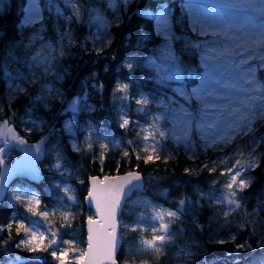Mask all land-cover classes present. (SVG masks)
<instances>
[{
  "label": "trees",
  "instance_id": "trees-1",
  "mask_svg": "<svg viewBox=\"0 0 264 264\" xmlns=\"http://www.w3.org/2000/svg\"><path fill=\"white\" fill-rule=\"evenodd\" d=\"M41 1L42 20L23 28H18V25L26 15L29 0H6L0 7V63L6 62L13 76L17 72L30 75L23 58L34 55L37 47L34 45L27 51L12 48L14 54L21 58V62L17 63L5 60L11 45L22 39L27 43L26 38L43 26L45 40H50L55 48L58 37L56 29L64 30L65 21L57 19L48 0ZM161 2L173 9L171 25L175 35L198 39L191 31L190 17L181 10L182 0H133L127 13L122 4H117L116 12H113L101 0L95 6L102 9L106 19L113 21L107 35L111 44H96V47H104L102 53L97 55L91 43H88L87 50L80 46V42L96 30L95 27L89 28L85 14L83 20L77 22L73 19L70 24L75 46H67L65 42V55L54 53L55 71L62 79L41 76L36 83L24 85L26 93H13L0 75V129L6 130L4 121H7V127H11L29 143H38L43 137L47 138L44 160L39 164L43 170V180L38 184L18 180L14 186H27L36 191L40 197L41 210L49 213L45 221L54 231H58L60 240L76 241L85 253L87 222L89 217H94L93 209L85 202L89 180L96 176L103 178L136 171L142 175L144 183L131 194L119 216V264H207L213 258L237 262L245 259L251 251L264 246V139L254 148L259 167L242 174L241 178H247L249 186L236 193L235 198L240 201V207L230 210L231 206L226 202L217 203L216 198L224 197L229 191L225 188L229 182L226 169L237 158L242 163L249 158V153L253 152V136H264V123L257 121L254 134L243 139L237 137L228 144L221 143L216 149L208 148L205 151L197 146L194 157L192 151H186L182 145L176 146L167 141V150H157L160 159L144 161L143 157L150 154L152 148L144 137L148 135L149 125L158 111L153 100L171 91L161 88L157 80L150 78L153 69L146 66L147 59L162 50L163 38L155 34L154 20L133 13L137 9L156 11V6ZM63 9L65 15L72 14L64 5ZM117 15L122 19L118 26L115 22ZM182 43L183 40L173 42L177 52ZM126 60L133 62L131 71L126 67ZM182 60L194 73L203 72L198 55H183ZM45 82H51L54 88L63 92V103L55 98L48 99L46 103H32V97L41 94L40 89ZM12 83L21 81L14 80ZM123 84L128 85L126 91L120 90ZM183 84L191 89L199 84V79L195 75H185ZM141 94L150 100L149 104L143 106L144 111H139L142 106L136 103ZM10 96L15 98L10 100ZM76 96H86L87 99L80 103L79 112L73 113L67 110V102ZM125 96L127 99H123ZM29 111L31 115L27 114ZM122 116L129 120L126 127L120 126L123 123ZM29 120L37 121V127H33L31 132L26 131L30 127ZM69 126L71 131L68 130ZM73 143L80 148L79 151L73 148ZM146 148L148 151H145ZM11 152L14 155L9 158V162L19 156L16 150ZM169 152L172 157L166 159ZM239 152L243 153L242 157L237 156ZM57 154L62 165L60 171L53 167L57 163ZM213 166L216 170L210 172L208 169ZM222 172L225 174L221 175ZM55 182L75 186L78 202L72 212L63 209L59 202L58 195H61L62 187ZM14 197L12 190L9 191L0 207V264H9V258L14 260L16 257L24 264H58L59 261L51 256L52 248L48 244L41 247H46V251L40 248L29 251L23 245L16 247L21 240H26L24 229L30 227L34 212L28 210L27 200L17 201ZM181 199L185 200L182 211L179 210ZM159 209L177 212L178 219L173 217L174 220L168 223V233L173 239L163 247L157 245L160 247L158 253L154 248L146 247L143 240L152 238V215ZM225 211H229L227 217L223 215ZM65 213H71L67 220ZM138 217L143 218V223L136 231H130L126 225L135 224ZM21 224L23 228L18 234L17 226ZM156 234H160L159 230ZM6 240L8 243L4 245ZM240 244L244 247L238 249L237 245Z\"/></svg>",
  "mask_w": 264,
  "mask_h": 264
},
{
  "label": "snow or ice",
  "instance_id": "snow-or-ice-1",
  "mask_svg": "<svg viewBox=\"0 0 264 264\" xmlns=\"http://www.w3.org/2000/svg\"><path fill=\"white\" fill-rule=\"evenodd\" d=\"M6 0H0V7ZM65 8L70 9L71 15H65V11L60 7L57 0H49L50 9H54L57 19H63L65 21L64 30L60 31L56 29L58 37L56 40V47H53L52 42L46 41L43 35V26L41 29L35 30L31 37L25 40H20L19 43L11 45L6 53L5 60H12L17 63L21 62V58L16 56L12 51V48H23L26 51L31 49L38 41H43L39 44L40 51L36 55L25 56L23 58L24 66L29 70L30 75L25 76L22 73L17 72L15 76L8 69V64L0 63V75L5 79L7 87L13 93L21 92L26 93L25 84H34L37 79L41 76L52 77L54 80L62 79V76L55 71V65L53 61L56 56L52 55L56 52L59 56H64L65 42L67 46H75L76 41L73 36V31L70 27L71 21L75 19L77 22L83 20L84 15L87 14V23L89 28L95 27V32H91L90 35L86 36L81 42L80 46L87 50L88 43L93 45V50L99 55L104 51V47H96L97 42L102 45H110L111 40L107 39L108 29L113 23L109 21L103 15L101 8L95 5L101 0H62ZM107 8L116 12L117 4H122L124 12L127 13L128 6L133 3V0H103ZM261 4H264V0H260ZM181 10L187 13L188 17H191V31L196 34L198 39L193 40L192 38H183L175 35L172 30L171 18L173 15V9L164 2L159 3L156 6V11L151 9L140 10L137 9L134 15H139L146 18H151L155 22V34L163 38V48L159 54H154L153 57H149L146 61V66L153 69V76L150 77L158 81L161 88H165L171 91L172 95L162 94L157 98H154L153 102L156 103V107L159 110L157 115L153 117V123L149 125L150 128H155L156 132H150L144 137L148 140L152 139V148L150 154L143 157L145 162L151 161L154 158L160 159L157 154V146L165 148L167 146L163 143L164 140L170 139L176 146L182 145L186 151H192L193 157L196 155L195 148L197 146L202 147L205 151L208 148L216 149L221 143L228 144L236 140L237 137L243 139L249 134H254L256 129L253 125L259 121L264 123V81L257 78V71L264 70V55H254L249 53L245 58L236 62L232 59L234 51L231 47L225 44H220L218 47L210 46L205 40L199 39L201 37H225L237 41V37L230 36L229 33L232 31V26L226 24L221 18L219 13L208 12L203 8L197 6L195 0H182L180 5ZM222 9L225 14L230 7L229 4H223ZM83 9V11H82ZM26 15L24 19L18 25V28L33 26L40 20L42 16L40 14V7L38 0H29L28 7L25 9ZM117 26L122 22L120 15L115 18ZM246 31V29H245ZM256 36V43L260 44L264 41V23L259 24L254 28ZM183 40L182 47L179 52L173 47L174 41ZM239 47V44H237ZM247 46L244 51L247 52ZM183 55L199 56V66L202 67L203 72H193L189 69L184 61L182 60ZM163 57V59H161ZM255 60L256 64H250L249 62ZM163 63L165 67L160 69L159 65ZM126 67L131 71L133 69V62L131 60L125 61ZM246 66V67H245ZM193 76L199 79V85L187 89L184 87L183 78L184 76ZM14 80H19L21 83H12ZM176 86H173V85ZM102 88L103 86L100 85ZM128 88L127 84L120 86V90L126 91ZM41 94L32 97V103L43 102L50 98L61 100L63 103V92L57 88H54L51 82H45L41 89ZM15 96H10L9 99H14ZM86 96H76L72 100L68 101L67 110L73 113L79 112V105L82 101L86 102ZM127 99V97H123ZM182 99L185 103H180ZM195 100L197 103L193 106L192 101ZM137 104L142 107L139 111H144V105L150 103L148 96L141 94L140 98L136 101ZM31 115L30 111L27 113ZM175 118V119H174ZM123 123L121 127H126L129 124V120L126 116L121 117ZM169 120L172 127L167 130L159 128L158 121ZM30 127L26 131L31 132L33 127H37V121L29 120ZM8 122L4 121L6 132L11 134L9 140L3 129H0V164H3V157L7 150H11V147H24L25 160L22 165L12 170L15 172H27L34 179L38 178V172L35 167V161L39 159L41 154L42 145L45 143L46 137H43L37 144L28 145L27 141L20 137L14 132L11 127H7ZM68 130L71 131L70 126ZM193 130H195L199 137L200 144L197 145L195 139H193ZM147 131V129H145ZM91 132L89 136H91ZM262 137L253 136V152L249 153V158L241 162L240 158L235 159V163L226 169L228 173L229 182L225 185V188L229 191L226 192L224 197L216 198L217 203H227L231 206L230 210L240 207V201L237 200V191H243L249 186L247 178H241L242 174L246 170H254L259 167V159L254 154L255 145L259 143ZM91 148V144L88 145ZM107 147V145H102ZM73 148L79 151L80 148L73 143ZM145 151H148L146 148ZM125 155H128L125 152ZM238 157H242L243 153H237ZM172 153L169 152L166 159L171 158ZM53 167L60 171L62 165L59 162V154H57V163ZM207 168L208 165H205ZM67 170V169H65ZM210 172H214L215 166L208 169ZM188 172V169H185ZM11 174V173H10ZM225 173L222 172L221 175ZM3 179L0 178V195L3 194L4 184ZM122 182L119 185H112L104 189L103 205L101 198L97 195L95 188L96 178L93 177V188L89 191L88 199L90 202L95 200L96 208L101 214H106L107 217L112 221L110 227L111 232L107 233V239L103 246V258L112 259L113 253L118 243L116 236V221L115 214L117 209L120 207L121 198L124 196V185H131L129 191L140 187V185L132 184V181H139V173H129L126 178H119ZM235 186V189H234ZM19 191V190H18ZM30 189H25L24 192L17 194L14 199L17 201L27 200L28 210L35 212L32 204L39 205L40 201L35 195H28ZM63 192L67 194V198L75 200L72 196L70 187H64ZM203 195V194H202ZM211 195L214 196V193ZM180 211L183 210L185 200L179 201ZM40 215L47 217L48 212L40 213ZM71 213H65V220L69 218ZM164 215L168 217H174L178 219V213L175 211H167L165 214L157 213L154 219L161 221L159 231L162 234H156L157 229H153V235L150 240H143V244L154 248L158 253L160 247L165 244H170L173 237L168 233L169 225L163 223ZM225 217L229 215V211L223 213ZM89 223H92V217L88 218ZM143 223V218L138 217L135 224L126 225L130 231H136L137 227ZM10 227V226H9ZM243 228L244 225H239ZM23 228V225L17 226V233ZM28 233L27 240H21L16 247L19 248L21 245L28 247L29 251H36L40 248V242L43 240V233L40 234V242L33 243L37 240L36 232H32L29 229H24ZM55 237V233H52ZM11 238V237H9ZM235 240V237H232ZM93 237L89 236V252L81 253L76 257L79 264L87 259L88 264H96L97 255L93 251L94 245L92 243ZM8 241H4L3 244L7 245ZM56 240L50 242L48 247L55 244ZM70 243V242H68ZM218 243H224V241H218ZM160 247H157V245ZM244 245H237V248H243ZM40 250L46 251L47 248H40ZM68 255L67 249H60L59 255L56 250L51 252V256L59 261V264H65V257ZM38 259V258H37ZM9 264H24V262L16 257L14 260L9 258ZM115 264V261H113Z\"/></svg>",
  "mask_w": 264,
  "mask_h": 264
},
{
  "label": "rangeland",
  "instance_id": "rangeland-1",
  "mask_svg": "<svg viewBox=\"0 0 264 264\" xmlns=\"http://www.w3.org/2000/svg\"><path fill=\"white\" fill-rule=\"evenodd\" d=\"M57 2L60 4V7L63 9L64 3L62 2V0H57ZM195 2L198 7L203 8L208 12L219 13V15L224 20V22L232 26V31L229 33V35L238 38L236 42H233L232 40L227 39L225 37H220V38L201 37L210 46L218 47L220 44H225L226 46L231 47L234 51L232 59L236 62H239L240 60L245 58L249 53H252L254 55H264V41H262L260 44H257L256 36L253 31L254 28L257 27L259 24L264 23V4H261L260 0H195ZM38 3L40 7V14L43 18V6L41 4L42 1L38 0ZM225 3L232 6L228 9L227 14H225L224 10L221 7ZM48 5H49V0H48ZM190 25H191V17H190ZM46 41H50V40H46ZM41 43H43V41ZM39 44L40 43L36 44L37 50H35L34 55H36V53L40 51ZM237 44H239V47H237ZM245 46H247L248 49L247 52L244 51ZM54 53L55 52H53L52 55H54ZM161 59H163V57H161ZM249 63L254 65L257 62L255 60H252ZM159 67L160 69H163L165 65L161 63ZM262 72L263 73H261V70L257 71V78L261 81H264V70H262ZM173 86L176 85L174 84ZM184 87L186 88V86ZM168 95H172V93H169ZM180 103H185V102L182 99H180ZM196 103L197 102L195 100L192 101L193 106H195ZM158 124H159V128L162 130H167L172 127L171 122L167 119L158 121ZM150 132H156V129L149 128V133ZM192 135H193V139L196 140L197 144H200L199 137L197 136L195 130H193ZM148 140L152 146L153 142L151 137ZM167 141H171V140L170 139L164 140L163 143L166 144ZM163 149L164 148L157 146V150H163ZM11 151H8L5 154V161L7 163H11L8 160L9 158H11L12 155H14L12 154ZM55 183L59 185L61 184L62 187V193L61 195H58V200H60L59 202L62 203L63 209L66 208L67 211L72 212V208L76 206L78 202L74 192L76 190L75 186L71 183H63V182L61 183L55 182ZM14 185L10 188V191L12 190L15 196L17 194L24 192L25 189H30L27 186L15 187ZM64 187H70L71 194L72 196L75 197L74 201L67 198V194L63 192ZM28 195H35L40 201V197L36 191L30 189ZM40 205L41 202L39 203V205H36L35 203L32 204V207L35 209V212L33 213V218L31 220V224L28 229L31 230L32 232H36L37 234V240L34 241L33 243L35 244L37 242H40L41 233H43V240L42 242H40V248L45 244L49 245L50 242L53 240V238H55L56 243L52 244L50 247L52 248V251L56 250L57 254L59 255L60 249H67L68 255L65 257V264H76V263L78 264L79 262L77 261L76 257H78L81 253H83L82 248L79 247V245L74 240L69 241L70 243L60 240L58 231H54L50 226V224H48L45 221V217L40 215V213H43V211L40 208ZM167 211H173V210L159 209L158 211L154 212V214L152 215V219L154 221L153 226L154 228L157 229V231L160 229L161 221L159 219H154V217L156 216L157 213L165 214ZM172 218L173 217H168L167 215H164L163 223L168 224L169 222L174 220ZM168 232H169V227H168ZM52 233H55V237H53ZM160 234L162 233L160 232ZM28 235L29 234L27 233L26 240L28 239ZM180 264H184V263H180Z\"/></svg>",
  "mask_w": 264,
  "mask_h": 264
},
{
  "label": "water",
  "instance_id": "water-1",
  "mask_svg": "<svg viewBox=\"0 0 264 264\" xmlns=\"http://www.w3.org/2000/svg\"><path fill=\"white\" fill-rule=\"evenodd\" d=\"M5 134L7 138L10 140L11 139V134L7 133L6 130ZM16 134H18L16 131H14ZM19 135V134H18ZM20 136V135H19ZM21 137V136H20ZM23 138V137H22ZM26 140L25 138H23ZM27 141V140H26ZM28 145H35L37 143H29L27 142ZM25 146L21 147H11V150H16L19 153V156H17L13 162L7 163L5 161V155L3 157V164H0V178L6 177V179H3V184H4V190L3 194L0 195V207L5 198L7 197L10 188L15 184L16 181L18 180H25L31 184H38L40 183L43 178V170L40 167V163L44 160L45 156V144L42 145V150L41 154L39 156V159L35 161V167L38 172V178H33L30 174L27 172L21 173V172H15L12 173V170L17 168L18 166L22 165L24 160H25V151H24ZM10 150V151H11ZM9 150L6 149V153ZM5 153V154H6ZM11 173V174H10ZM129 173H138L136 171L134 172H128L125 174H120L116 176H105V177H99L96 176V181H95V188L97 195L101 198V203L103 205V195H104V189L112 186V185H119L122 181L119 178H126ZM140 175V180L139 181H132V184H139L140 187L135 188L131 191H129V188H131V185L125 184L124 185V196L121 198L120 202V207L117 209L116 214H115V221H116V236L118 238V243L115 248V251L113 253L112 259H106L103 258V246L104 243L107 239V233L111 232V223L112 221L107 217L106 214H101L96 208V202L95 200H92L91 202L88 199H85V202L88 206H90L93 209L94 212V217L92 218V223H89V220L87 222V248L86 252H89V236L91 235L93 237L92 243L94 245L93 251L97 255V260L96 264H113V261H115V264H119L117 260L118 253L121 248V239H120V225H119V216L121 214L122 208L126 201L130 198L131 194L136 191L137 189L141 188L143 186L144 180L142 175ZM93 178V177H92ZM92 178L89 180V191L92 190L93 188V181ZM89 194V192H88ZM88 194L86 198L88 197ZM83 264H88L87 259L83 262ZM207 264H264V246L257 248L243 260L237 261V262H232L227 259H218V258H213L211 259Z\"/></svg>",
  "mask_w": 264,
  "mask_h": 264
}]
</instances>
